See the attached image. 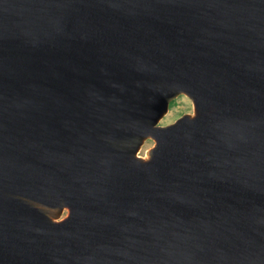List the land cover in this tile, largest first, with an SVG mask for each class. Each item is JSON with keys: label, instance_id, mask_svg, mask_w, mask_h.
<instances>
[{"label": "water", "instance_id": "95a60500", "mask_svg": "<svg viewBox=\"0 0 264 264\" xmlns=\"http://www.w3.org/2000/svg\"><path fill=\"white\" fill-rule=\"evenodd\" d=\"M0 264H264V0H0Z\"/></svg>", "mask_w": 264, "mask_h": 264}, {"label": "rangeland", "instance_id": "374dc122", "mask_svg": "<svg viewBox=\"0 0 264 264\" xmlns=\"http://www.w3.org/2000/svg\"><path fill=\"white\" fill-rule=\"evenodd\" d=\"M172 104L168 105V109L162 114V116L158 120V124H166L172 122L175 118L184 113L193 114L194 113V105L192 100L185 94L179 93L173 99ZM154 144V139L152 137H146L139 145L137 150V155L145 157L147 151ZM68 209L64 208L61 214L57 217V219H61L67 215Z\"/></svg>", "mask_w": 264, "mask_h": 264}, {"label": "bare ground", "instance_id": "6f19581e", "mask_svg": "<svg viewBox=\"0 0 264 264\" xmlns=\"http://www.w3.org/2000/svg\"><path fill=\"white\" fill-rule=\"evenodd\" d=\"M149 155V150L147 151V154H146V156L145 157H147Z\"/></svg>", "mask_w": 264, "mask_h": 264}, {"label": "trees", "instance_id": "16d2710c", "mask_svg": "<svg viewBox=\"0 0 264 264\" xmlns=\"http://www.w3.org/2000/svg\"><path fill=\"white\" fill-rule=\"evenodd\" d=\"M172 102H173V100H171V101L169 102V104H172Z\"/></svg>", "mask_w": 264, "mask_h": 264}]
</instances>
